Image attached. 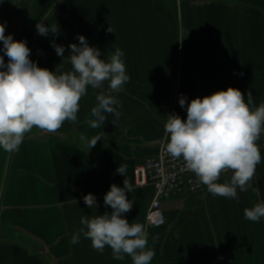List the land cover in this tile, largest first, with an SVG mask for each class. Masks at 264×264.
<instances>
[{"label":"crops","instance_id":"1","mask_svg":"<svg viewBox=\"0 0 264 264\" xmlns=\"http://www.w3.org/2000/svg\"><path fill=\"white\" fill-rule=\"evenodd\" d=\"M13 1L0 0V17L11 18L5 34L25 40L39 67L70 70L68 45L83 35L102 59L122 49L131 79L112 93L122 113L115 125L111 114L97 129L88 124L96 95L109 92L105 81L82 97L76 123L65 121L55 133L33 128L18 150L0 149V264H132L129 257L114 259L107 246L94 250L83 236L71 242L81 216L111 211L104 196L125 179L133 203L125 218L145 226L152 264H264V218L244 217L245 208L264 202V134L257 141L261 162L248 190L237 189L238 200L206 187L176 194L162 203V227L147 226L154 191L138 186L135 176V168L167 143L168 115L186 120L180 95L190 102L234 87L246 101L250 91L255 106L264 103V0H26L3 13ZM45 13L44 23L59 31L39 37L35 16ZM109 24L115 33L106 32ZM52 42L65 47L64 59ZM81 135L100 141L89 149ZM120 164L128 166L125 177L116 172ZM89 193L97 208L84 204Z\"/></svg>","mask_w":264,"mask_h":264},{"label":"clouds","instance_id":"2","mask_svg":"<svg viewBox=\"0 0 264 264\" xmlns=\"http://www.w3.org/2000/svg\"><path fill=\"white\" fill-rule=\"evenodd\" d=\"M39 35H56L59 29L37 22ZM6 23H0V149L7 152L18 150L26 134L33 128L48 133L57 132L65 123L77 122L80 101L88 89H100L108 81L109 92L95 97L97 103L91 108L88 120L92 129L105 124L108 114L113 125L122 113L118 110L120 101L112 94L123 90L130 82L123 59L125 53L116 48L102 59L101 51L90 46L83 35H78L79 44L70 43L67 56L71 69L56 71L42 68L30 59V49L25 40H16L12 34H5ZM107 33H115L110 26ZM56 54L65 58V47L52 42ZM8 57L5 63L4 56ZM59 73V74H58ZM186 107L187 118L169 114L164 125L168 141L163 150L173 159H183L187 170L193 172L197 184L205 185L214 196L238 200L237 189L246 192L250 187L256 166L261 162V150L257 141L264 134V103L254 105L252 93L228 87L211 95L196 97L190 102L180 95L178 100ZM80 140L89 149L100 137L90 141L83 135ZM127 164H120L116 172L125 177ZM231 171L230 180L218 183L221 174ZM132 191L131 184L124 180V186H110L104 196V205L111 211L80 218V227L72 235L71 242L77 244L81 236L91 241L94 250L103 253L109 247L116 260L131 259L132 264H152L154 248L149 247L148 234L141 223H130L125 214L133 203L126 193ZM84 204L97 208L95 195L83 197ZM244 217L252 222L264 218V202L244 209Z\"/></svg>","mask_w":264,"mask_h":264},{"label":"built area","instance_id":"3","mask_svg":"<svg viewBox=\"0 0 264 264\" xmlns=\"http://www.w3.org/2000/svg\"><path fill=\"white\" fill-rule=\"evenodd\" d=\"M165 144L161 145L156 156L135 168L138 186H151L154 191V197L146 215V223L150 228H158L166 224L167 219L162 207L165 200L182 192L202 193L206 187L197 184L195 174L186 169L182 158L173 159L163 150ZM231 174V171L222 173L220 178Z\"/></svg>","mask_w":264,"mask_h":264},{"label":"rangeland","instance_id":"4","mask_svg":"<svg viewBox=\"0 0 264 264\" xmlns=\"http://www.w3.org/2000/svg\"><path fill=\"white\" fill-rule=\"evenodd\" d=\"M25 1H26V0H18V1H16V2H14V1H13V2H10V3H9V8H8V6H7V7H6V8H7L6 11L3 12V13L6 14V13L10 10V7H11V6H12V7H16L17 5L20 6V5H22ZM1 13H2V12H1ZM9 17H10V16H9ZM9 17L6 18V19H4V17H3V18L0 17V21H1L0 23H6V22H8V20L11 19V18H9ZM46 17H47V13H45V14H43V15L37 14V15L35 16V19L37 20V22H43V23H44ZM17 18H18V17H13V20L16 21V20H18ZM21 19H22V17H21ZM10 24H11V23H7V26H9ZM36 32H37V30H36ZM8 34H12V35H13V38H14V39H17V34L7 33V35H8ZM37 36L40 37L41 35H39L38 32H37ZM1 55H3L2 52H1ZM7 58H8V57H7Z\"/></svg>","mask_w":264,"mask_h":264}]
</instances>
